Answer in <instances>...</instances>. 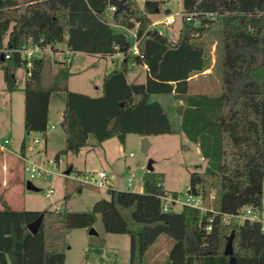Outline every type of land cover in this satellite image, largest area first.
<instances>
[{
  "label": "trees",
  "instance_id": "1",
  "mask_svg": "<svg viewBox=\"0 0 264 264\" xmlns=\"http://www.w3.org/2000/svg\"><path fill=\"white\" fill-rule=\"evenodd\" d=\"M181 1L182 24L173 40L153 26L156 17L172 15L165 1L147 0L141 7L138 0H125L126 9L112 11L109 0H0V48L12 52L5 62L26 72L20 153L25 155L31 133L47 139L54 93L66 95V147L56 162L89 147L90 137L97 144L115 137L125 145L130 134H174L162 104L151 100L152 95L171 94L180 102L181 132L207 161L203 170L197 165L190 172L189 188L198 192L202 209L185 205L176 211L171 205L165 211L162 198L180 195L165 189L163 173L147 171L143 192L111 185L106 189L107 231L130 236V264H150L151 249L162 236L172 242L168 264H230L232 257L236 264H264V220L236 219L246 208L255 215L263 211L264 0ZM216 19L222 21L221 90L191 93L192 76L211 66L208 51L197 40L210 32ZM115 26L124 31L117 32ZM131 31L140 41L139 55L131 52ZM35 44L53 50L64 45L73 56L120 54L123 61L104 77L102 95L92 97L69 90L72 73L63 60L46 81L52 56L28 61L19 52ZM135 66H147L145 83L129 82L130 67ZM4 79L7 91L19 89L11 67L5 66ZM40 216L38 232L30 233L27 226ZM86 217L91 228L96 214L87 212ZM72 228L65 208L41 212L5 204L0 210V264H66ZM232 234L230 256L225 250Z\"/></svg>",
  "mask_w": 264,
  "mask_h": 264
},
{
  "label": "rangeland",
  "instance_id": "2",
  "mask_svg": "<svg viewBox=\"0 0 264 264\" xmlns=\"http://www.w3.org/2000/svg\"><path fill=\"white\" fill-rule=\"evenodd\" d=\"M145 1L147 0H138L141 6ZM159 1H165V8L170 9L175 16V22L170 27L160 24L166 17L161 16L159 21H155L159 23L156 27L165 34L176 36L182 24V1ZM115 30L124 31L119 26H115ZM134 33L135 31L130 33L131 42H134ZM221 36L222 21L216 19L210 32L197 40L208 51L213 67L208 75L201 73L196 74V78H194L195 75L192 76L191 93L220 92ZM57 49L65 51L66 48L64 45H58ZM60 53L56 54L55 58L51 57L45 73L46 81L53 75L51 69L56 70L57 66H61L64 55ZM120 57L123 58L122 55ZM116 62H120V58ZM5 66L11 67L20 88L23 87L26 77L23 67L15 68L9 62L0 60V208H3L5 204L15 209L41 212L65 208L71 213L73 227L67 236L66 264H130V236L111 234L107 231L110 220V198L106 188L84 184L83 180L86 176L105 171L113 177L109 181V185L113 188L136 191L142 187L143 176L151 162L155 171L165 175V189L177 192L180 198H186L190 186V172L196 170L199 164L205 168L206 161L202 160L198 146L190 142L181 132V116L177 111L180 102L174 100L171 94L151 96L152 101L162 104L174 134L151 137L147 152L143 150L142 138L139 135H128L125 145H122L115 137L102 144H97L96 140L90 137L89 147H85L79 154L69 152L56 162L57 153L65 150L66 134L54 121L52 124L55 128L48 131V142H45L42 134L31 133L27 140L25 155L20 153L18 156L17 143L24 128V93L20 88L13 92L5 89ZM114 68L115 64L110 59L76 53L71 67L69 89L99 97L103 93L104 76L112 72ZM131 70L132 67L129 71ZM129 79L131 80L130 76ZM62 97L65 98V93L53 94L52 110L54 112L65 105L66 99L62 101ZM2 163L13 171L4 168ZM29 163H35L47 173L31 178L24 169ZM67 171H70L69 175L66 174ZM129 178L134 179L132 189L128 187ZM27 182H31L35 189H28ZM66 196L68 198L65 203ZM197 199H200L198 195ZM181 208L180 204L175 206L176 211H180ZM87 212L96 214V220L91 228L86 227ZM252 217L264 220V209L261 215L256 214ZM91 230H94L96 234H91Z\"/></svg>",
  "mask_w": 264,
  "mask_h": 264
},
{
  "label": "built area",
  "instance_id": "3",
  "mask_svg": "<svg viewBox=\"0 0 264 264\" xmlns=\"http://www.w3.org/2000/svg\"><path fill=\"white\" fill-rule=\"evenodd\" d=\"M111 6V10L112 11H116L117 7L114 5H110ZM190 19V18H188ZM175 22V16L174 15H168L166 16L162 22L160 24H163L165 26H172ZM155 24H159V23H155ZM134 43L133 46L131 48V52L134 55H139V39L137 38L136 34L134 33ZM21 53V57L23 59H27L28 61L32 60L34 57L36 58H42L44 55H47L48 53L52 54L54 52V50L49 47V46H41L40 44H35L32 45L28 48H25L21 51H19ZM0 53L4 55V59L5 60H10L12 58V52L11 51H7V50H3L0 48ZM64 54V58L62 59L67 65H70L73 59V54L72 52H70L69 50H66L65 52H62ZM39 142V141H36ZM24 159V158H23ZM25 171L30 175L31 178H35L36 176H43L45 175L47 172L43 169H41L39 166H37L35 163H29L28 165H25L24 167ZM112 180V177L109 176L105 171H101L95 175H90V176H86V178L83 180L84 184L87 185H93L96 186L98 188H108L109 185V181ZM134 186V179L133 178H129L128 179V187L130 189H132ZM192 189L189 188L188 192L191 191ZM187 192V196L186 198H174L172 195H167L165 197H163V201H164V210L167 211L169 210L170 206L173 205L174 207L177 204H180L181 206H190V207H195V208H201L202 209V205H201V200L197 199V196L193 195L192 193H188ZM255 216V213L252 212L251 209H243L237 216L236 219L238 220H245L247 218L252 219ZM211 222V221H210ZM208 230L211 229V226L209 225L207 227Z\"/></svg>",
  "mask_w": 264,
  "mask_h": 264
},
{
  "label": "crops",
  "instance_id": "4",
  "mask_svg": "<svg viewBox=\"0 0 264 264\" xmlns=\"http://www.w3.org/2000/svg\"><path fill=\"white\" fill-rule=\"evenodd\" d=\"M143 6V5H142ZM141 6V7H142ZM161 17H156L155 18V20H154V22L155 21H159V19H160ZM156 23V22H155ZM155 23H153V26L154 27H156V25L157 24H155ZM165 27V26H164ZM162 33L164 32V31H162L159 27H157ZM166 28V27H165ZM178 34H179V32H178ZM178 34H176V36L175 35H173V37L170 35V34H167L168 36H170V37H172V39L174 40V39H177V37H178ZM134 36V35H133ZM67 49H65V51H66ZM56 51V52H55ZM65 51H59L58 49H56V50H54V53L53 54H51V56H53L54 58H55V56H56V54H58V53H60V52H65ZM61 54V53H60ZM83 54H85V53H83ZM1 55L2 54H0V60H1ZM61 55H64L63 53L61 54ZM76 55V54H75ZM75 55L73 56V59H72V62H71V64H70V71H71V67H72V65H73V61H74V57H75ZM85 55H88V54H85ZM89 56H94V57H97V58H102V57H100V56H96V55H89ZM118 58H120V62H116L117 61V59ZM103 59H110V60H112L113 62H114V64H115V68H117V67H119L120 65H121V62L123 61V58L121 59V57H120V54H116L115 56H113V57H107V58H103ZM2 61V60H1ZM3 62H5V60L3 61ZM213 67V65L211 64V66H210V68H208L205 72H203V74L204 75H208V74H210L212 71H211V68ZM60 67H58L57 66V69L56 70H54L53 68L51 69L52 70V74H55L57 71H58V69H59ZM114 68V69H115ZM113 69V70H114ZM72 73V72H71ZM201 74V73H200ZM107 75V74H106ZM105 75V76H106ZM198 75V74H197ZM197 75H195L194 76V78H196L197 77ZM104 76V77H105ZM129 76L131 77V80L129 79ZM147 76H148V70H147V66H135V67H133L132 68V70L131 71H129V73H128V80H129V82H132V83H139V84H143V83H145L146 82V80H147ZM71 78V77H70ZM104 79V78H103ZM191 80H193V78H191L190 79V82H191ZM25 81H26V77H25ZM24 81V82H25ZM69 81H70V79H69ZM25 84V83H24ZM19 86V85H18ZM69 86V85H68ZM23 87H24V85H23ZM23 87H19L21 90H22V88ZM5 89H6V85H5ZM70 90V89H69ZM53 97V96H52ZM63 99H66V95H65V98H61V100L63 101ZM64 103V102H63ZM65 107H66V100H65V105L63 106L62 105V107L58 110V111H56V112H54V110H52V98H51V102H50V105H49V129H54L55 128V125H53L52 123L54 122V121H56V123L58 124V125H60L61 127H62V122L64 121V114H65ZM23 127H24V123H23ZM49 129H48V131H49ZM24 136H25V128H23V134L22 135H20V138H19V140H18V143H17V145L19 146V150H18V156L20 155V147H21V143H22V141H23V138H24ZM141 138H143V137H141ZM150 139H151V137H148V140L150 141ZM45 142H48L47 141V139L45 140ZM89 142H90V139H89ZM6 144H8V143H6ZM194 144V143H193ZM94 145V144H93ZM197 145V144H196ZM198 146V145H197ZM198 148H199V146H198ZM199 152H200V148H199ZM200 154H201V152H200ZM17 155V154H16ZM202 158V157H201ZM18 159H20V158H18ZM202 160H204L203 158H202ZM206 161V160H205ZM206 164H207V161H206ZM2 165H3V167L4 168H6V169H8V170H10V171H13L12 169H10L9 168V166H7L5 163H2ZM6 165V166H5ZM200 166H201V169L203 168L204 169V167H203V165L202 164H199ZM112 177V176H111ZM112 179H113V177H112ZM116 189V188H115ZM118 190H121V189H118ZM134 191V190H133ZM135 192H143V185H142V187L140 188V189H138V190H136ZM11 209H14V210H24V209H15V208H12L11 206H9ZM4 208V207H3ZM3 208H0V210L1 209H3ZM263 209H264V189H263ZM171 247H172V242L170 241V240H168L166 237H164V236H162V237H160L159 238V240L157 241V243L153 246V248L151 249V251H152V253H153V256L151 257V259H150V264H168V255H169V251H170V249H171ZM161 257H162V259H161ZM164 260V262L162 263V261ZM66 261H67V258H66Z\"/></svg>",
  "mask_w": 264,
  "mask_h": 264
},
{
  "label": "water",
  "instance_id": "5",
  "mask_svg": "<svg viewBox=\"0 0 264 264\" xmlns=\"http://www.w3.org/2000/svg\"><path fill=\"white\" fill-rule=\"evenodd\" d=\"M109 4L110 5H114L117 7V11H120L122 9H126V5H125V0H109ZM1 60L4 61V55L2 54L1 55ZM142 143H143V150L144 152H147L148 150V147H149V140H148V137H143L142 138ZM153 166H152V163L150 162L149 165H148V171H153ZM66 174H70V171H67ZM27 188L28 189H31V190H34L35 187L32 185L31 182H27ZM188 193H192L193 195L197 196L198 195V192L195 190V189H192L191 191H189ZM42 219H43V216H40L36 221L30 223L27 228L28 230L30 231V233L32 234H36L41 226V223H42ZM91 234H96V232L94 230H91ZM233 238H234V235L232 234L229 238V241H228V244H227V247H226V250H225V253L227 255H230V256H233ZM230 264H236V259L234 257L231 258L230 260Z\"/></svg>",
  "mask_w": 264,
  "mask_h": 264
}]
</instances>
